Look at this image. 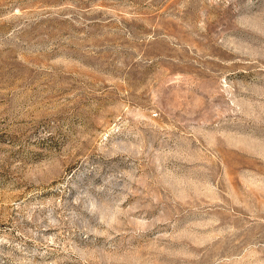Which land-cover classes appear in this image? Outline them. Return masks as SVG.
<instances>
[{"label":"rangeland","instance_id":"374dc122","mask_svg":"<svg viewBox=\"0 0 264 264\" xmlns=\"http://www.w3.org/2000/svg\"><path fill=\"white\" fill-rule=\"evenodd\" d=\"M0 264H264V0H0Z\"/></svg>","mask_w":264,"mask_h":264}]
</instances>
